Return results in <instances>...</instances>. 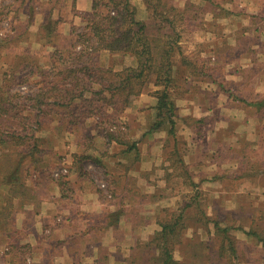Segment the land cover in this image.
<instances>
[{"label":"rangeland","instance_id":"obj_1","mask_svg":"<svg viewBox=\"0 0 264 264\" xmlns=\"http://www.w3.org/2000/svg\"><path fill=\"white\" fill-rule=\"evenodd\" d=\"M135 1L0 0V92L7 93L10 102L0 117V179L9 178V187L0 186V230L16 239L20 230L17 216L33 218L35 206L40 209L42 201L53 199L52 184L62 191L59 198L65 199L58 211L55 208L58 224L65 217H82L81 211L69 213L71 210L64 208L79 200L73 186L78 189L87 184L106 200L114 198L112 164L102 155L115 158L123 149L115 146L107 153L105 147L113 140L129 139L128 121L148 127L158 122L155 111L135 118L133 104L141 92L157 98L156 92L163 90L159 74L169 65L166 73L171 80L166 92L174 104V132L167 134L168 122L162 131L167 138L164 154L170 158L148 179L155 183L162 178L174 187L163 195L172 204L167 211L169 220L178 214L184 219L179 225L182 229L175 228L179 234L193 233L195 227L208 231V222L216 219L217 232L234 234L229 238L238 254L250 255L238 256V264L242 259L246 264H264L263 253L257 254V249L264 251V199L242 193L241 208L233 209L225 202L230 194L219 195L222 187L264 185V18L253 16L250 30L245 14L242 20L224 18L220 23L225 26L218 29V41L223 43L212 49L213 53L202 49L200 57L196 52L200 49L193 45L185 50L178 45L197 36L192 33L198 28L196 19L182 17L168 0ZM209 2L218 5L216 0ZM193 6L190 14L196 10ZM144 10L150 12L149 17L142 15ZM131 19L138 25H132ZM183 56L189 66L179 64ZM173 67L178 68L175 77ZM188 68L196 75L192 79L181 75ZM209 84L218 90L216 98ZM202 92L208 93L206 108L195 106ZM186 100L195 103V108L189 106L191 110L186 111ZM189 139L195 147L188 145ZM196 148L203 156L214 155L220 160L218 164L214 159L209 168L217 164L215 168L223 174L234 168L247 178L231 180L210 172L211 177L203 173L193 179L188 166L178 159ZM232 157L231 169L226 161ZM137 181L130 179L132 185ZM213 197L219 198L216 203ZM177 201L178 210L187 206L182 213L175 209ZM29 225L27 221V226H22L21 235L30 231ZM50 233L51 228H46L44 234ZM242 233L251 243L246 245L236 237ZM17 241L13 249L25 252L29 245ZM206 244L205 249L196 244L190 256L182 255L187 262L220 264L218 245ZM228 257L235 260L237 255ZM3 258H11L13 264H53V258L46 257Z\"/></svg>","mask_w":264,"mask_h":264},{"label":"crops","instance_id":"obj_2","mask_svg":"<svg viewBox=\"0 0 264 264\" xmlns=\"http://www.w3.org/2000/svg\"><path fill=\"white\" fill-rule=\"evenodd\" d=\"M168 1L177 6L182 17L187 16L188 18L192 17L197 20L198 28L192 31V33L197 36L187 43L184 42L182 44L179 42L178 45L184 50L188 46L191 47V45H193V48L196 50L200 49L196 51L200 54V57H202V49L213 53L212 49H218L219 45L223 43L221 40L218 41V29H223V26H225L220 23L224 18L234 20V18L238 17L242 20L241 16L245 14L243 19L245 22H249H246L248 23V30H250V22L253 16L264 18V0H216L218 5H213L209 0ZM138 2H140V0L135 1V3ZM191 5H194L193 7L196 10L190 14L189 10ZM207 5H209V7ZM140 8L142 10V7ZM149 13L148 10L142 11V15L146 17H149ZM262 28L264 29V26H261V29ZM251 29H253V26ZM201 34L203 35V39H201ZM184 57L185 56L179 59L181 67L190 65L188 58ZM177 72L178 68L174 69L173 67L172 77H175ZM181 75L186 79H192L196 76L194 71H191L189 68L183 72V74L181 73ZM199 85H201L200 82ZM209 85L212 86L214 91L212 94L213 98H216L219 94L218 90L215 91L216 88H214L215 86H213V84ZM202 93V98L199 99L197 96L199 103L195 106L206 108L204 98L206 100V94L208 93ZM137 98L138 99H136L133 104V107H135V118H145L146 114H151L155 111L157 100L152 95L141 92ZM215 101L217 102V100ZM184 102L189 103L185 106L186 111L191 110L189 106L195 108V103H192L190 100ZM259 106L260 104L257 105V107ZM201 110L202 113L209 112V109ZM126 123L129 139L127 141L120 140L118 142L113 140L105 147L108 148L105 150L108 151L107 153H110L109 148L111 147H121L123 149L121 155H117L115 158H110L107 154L102 155L104 160L112 164L110 168L114 173V181H112L111 189L114 193V198H111L110 201L106 200L87 184H84L85 186H79L78 189L73 186V192L77 195L79 200L75 202L72 207L69 204H65L66 207L64 208L71 210L69 213H73L77 210L81 211L80 215L82 217L81 219H74L71 216L65 217L63 221L58 224L56 222V217H54L55 208L56 210L60 209L59 203H62L61 201H65V199L61 200L59 198V193H62V191H60L55 184H52L53 193H51V195L53 194V199L49 197L47 202L42 201L40 209L35 206L33 208L35 209V212L32 214L33 218L27 220L28 216L20 213L17 216L19 219L17 224H19L20 230L17 232L19 236L15 235L17 236L16 239H13L14 234L8 235L4 233V229L0 230L1 264H13L11 258L7 261L3 258L7 256H27L31 257L32 260L34 258L43 260V257L53 258V264H164L163 245L158 240V238L161 237L159 233L161 231V226L171 223L176 216L173 215L169 220L167 211H170V205L172 204L165 199L163 194L172 191L174 187L169 185L168 181L162 178L153 183L148 177H150L149 174L152 171L162 169L165 162L169 161L170 157L168 156V158L164 154L167 141L165 137L166 133H163L162 130L149 132L150 126L148 127L145 123H139V121H128ZM130 139L132 142H130ZM190 143L195 147L191 139H189L188 145ZM176 151L179 152L178 149ZM194 151V153L187 155L179 154L180 158L178 159L181 160L185 166H188L192 172L191 175L193 179H195L197 175H202L203 173L206 178L207 176L211 177L210 172H213L212 175H218L217 177H226L231 180H237L239 176H243L244 179L247 178L244 174H237L234 172L233 167L235 160L233 157L231 160L227 159L226 161L231 169H233H228L223 174V172H219L218 168H215L217 164L209 168V164L212 163L214 159L217 161L214 155L203 156L197 148ZM217 163L219 164L220 160H218ZM212 167L215 168L213 171H211ZM249 176L252 178L253 175L251 174ZM256 177L262 176L256 174ZM130 179H133V181L138 180L137 184L132 185ZM8 182L9 178L3 176L0 179V186L2 188L4 186L9 187ZM240 185L242 186L235 189L231 186L229 190L224 187L220 188L221 192L219 195L230 194L231 197H229V201L225 199V202L229 203L233 209L241 208V204H239V202H241V196L239 195L242 193V195L246 196L247 194L245 193L257 194L264 199V185L260 183H251L247 188H245L247 185L245 183ZM243 198L244 200L247 199L245 196ZM218 199L219 198L213 197L212 202L216 203ZM41 200L42 198L40 201ZM50 200H52V202ZM176 203L175 209L179 213L181 212V210H178L179 202L177 201ZM213 207L218 206L213 205ZM27 221L30 223L28 226L30 231L21 235L20 231L22 226H27ZM182 221H184L183 217L180 219L179 223L182 224ZM217 221L216 219H211V221L208 222L211 226L208 227V231L200 230L195 227L193 233L186 234L180 232V234L174 238L175 243L171 252L173 264H200L196 262V260L187 262L186 259L188 258L184 257L182 252L190 256L189 251L193 249L194 252L192 253L194 254L198 247L196 244H202L200 246L205 249L207 241L214 242L218 245V247H216V256L220 264H238L240 262L238 256L241 258L242 256H250L248 254L239 255L238 248L235 247L234 242V250L237 252L234 256L237 255V257H235V260H231L228 257V254H230V257L233 256H231V252L228 250L227 245L222 244L225 235L217 232L215 227L216 224L219 225ZM193 222H196V220ZM0 226H3L2 220H0ZM48 227L51 228V233L46 235L44 231ZM234 236V234H232V236L229 235V237ZM236 237H240L238 239L246 242V245L251 243L249 237L243 236V233L242 236L236 235ZM168 238L169 237L166 236V239ZM17 240H22L24 244L26 243L29 245L25 252L13 249V245H16V242H18ZM12 241H14V243ZM258 246L263 248L260 243H258ZM183 247L186 249L185 251H183ZM220 251L223 253L220 254ZM257 251H259L257 254L263 253L262 257H264V251L260 249H257ZM258 262L259 261L252 262V264H261ZM241 264H246V262L242 259ZM247 264H250V262L247 261Z\"/></svg>","mask_w":264,"mask_h":264},{"label":"trees","instance_id":"obj_3","mask_svg":"<svg viewBox=\"0 0 264 264\" xmlns=\"http://www.w3.org/2000/svg\"><path fill=\"white\" fill-rule=\"evenodd\" d=\"M133 21L134 20L132 19L130 20L132 25H138ZM143 51L145 53V47H143ZM167 69H169V65H165L164 74H159V76L161 75L163 77L162 80L161 79L158 80L163 85V90L160 93L156 92L157 103L155 106V113H156V119L158 120V122H156L154 125L150 127L149 132L162 130V127L165 125L166 122H168L170 127L168 128L169 131L167 130V134L173 135L174 122H173L172 117L174 116V112H173L174 104L171 102L169 94H167L166 92L168 85L170 83V80H171L168 74L166 73ZM9 104L10 102H9V99H7V93L0 92V117L2 116V114L5 113L6 111L5 108L7 107L6 105H9ZM186 207L181 209V213L182 211H184ZM180 219H181V214H178L171 223L163 224L161 226V231L159 233L161 237H159L158 240L163 245V258H164L163 263L164 264H173L171 252H172L173 245L175 243L174 238L177 237L179 234V232L176 231L175 228L179 227ZM217 226L218 225L216 224L215 225L216 229H217ZM179 228H180L179 230L182 229V227H179ZM221 233L225 235L222 244L223 245L226 244L228 250L231 252V256H234V242L229 238V235L227 234L226 230H222ZM166 236H168L169 238L166 239ZM221 251H222V248H221ZM221 251H220V254L223 253Z\"/></svg>","mask_w":264,"mask_h":264},{"label":"built area","instance_id":"obj_4","mask_svg":"<svg viewBox=\"0 0 264 264\" xmlns=\"http://www.w3.org/2000/svg\"><path fill=\"white\" fill-rule=\"evenodd\" d=\"M62 173H66V171H62Z\"/></svg>","mask_w":264,"mask_h":264}]
</instances>
